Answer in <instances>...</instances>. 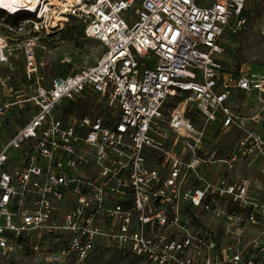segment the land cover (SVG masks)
<instances>
[{
  "label": "built area",
  "instance_id": "built-area-1",
  "mask_svg": "<svg viewBox=\"0 0 264 264\" xmlns=\"http://www.w3.org/2000/svg\"><path fill=\"white\" fill-rule=\"evenodd\" d=\"M247 1L38 0L33 11L5 12L16 23L0 36V66L10 65L16 33L27 83L7 89L19 100L0 106V122L5 113L3 126L27 111L29 118L0 140V251L25 246L51 264L105 249L148 264H264V241L243 246L237 235L226 245L208 222L259 224L264 235V193L253 197L249 179L231 177L234 163L253 153L264 172V139L232 103L235 93L262 100L264 74L221 59L224 31L247 23ZM69 20L102 52L44 85L40 37ZM258 31L264 38V19ZM88 97L95 103L64 110ZM213 123L242 133L239 153L221 159L216 141L207 146Z\"/></svg>",
  "mask_w": 264,
  "mask_h": 264
},
{
  "label": "rangeland",
  "instance_id": "rangeland-1",
  "mask_svg": "<svg viewBox=\"0 0 264 264\" xmlns=\"http://www.w3.org/2000/svg\"><path fill=\"white\" fill-rule=\"evenodd\" d=\"M203 4L211 3L214 0H199ZM243 15L247 18V23L239 32L225 30L220 44L225 48L224 54L221 56L223 62L229 64L234 71H238L242 65L251 72H259L264 74V38L258 31L260 22L264 19V0H249L245 4ZM6 17L0 14V36L6 35V27H13L15 23L8 21ZM68 25L61 30L54 31L48 38L40 37V44L43 47L37 48V71L38 75L43 76L42 83L47 85L54 76H63L73 69L84 67V65H93L101 54V48L93 41L83 40L81 36V25L75 20H69ZM8 51L11 54L9 60L10 65L7 68L0 66V106L8 101H17L12 97H6L7 89L12 88L13 91L22 89V84H26L24 79V56L21 49V39L16 33H11ZM65 57L71 59L69 65L61 64V60ZM95 97H88L85 102L72 104L64 102L66 105L64 110L67 112L77 109H85L86 103H95ZM233 108L236 109L239 117L245 118L247 127L257 134L259 133L264 139V98L260 100L257 93H241L236 94L232 99ZM16 107V106H15ZM13 107V108H15ZM67 109V110H66ZM97 110H103L99 105ZM6 115V113H5ZM5 115L1 117L3 120ZM16 114H14L15 116ZM17 118H9L5 123L0 122V140L8 139L15 133L24 122L29 118L28 111L25 115L20 114ZM192 123L201 126L203 120L196 113L190 114ZM242 133L236 129L223 131L218 123L209 126L207 135V146L216 141L218 157L226 158L230 152H238L237 141ZM8 156L18 157L17 152L12 150ZM262 159L258 153H253L251 157L243 160H237L234 163V169L231 170V177L239 182L243 179L251 181L252 196L260 198L264 193V172L262 171ZM221 172L226 175L225 169L221 167ZM228 178V176H226ZM229 208L228 210H230ZM227 211V210H226ZM182 218V216H181ZM208 218V216H207ZM210 228L217 236L221 237L225 244H230L233 237H240L244 246L247 241L257 239L260 243L264 241L262 233L263 226L259 224H250L243 222L241 224L228 223L226 217L210 219ZM219 237V238H220ZM248 249V248H247ZM260 255V254H259ZM258 255V256H259ZM45 256L34 255L29 248L25 246L17 247L11 252L3 253L0 251V264H51L45 261ZM67 264H148L142 258H136L132 254L123 250L105 249L90 253V256L81 263H76L73 259Z\"/></svg>",
  "mask_w": 264,
  "mask_h": 264
},
{
  "label": "bare ground",
  "instance_id": "bare-ground-1",
  "mask_svg": "<svg viewBox=\"0 0 264 264\" xmlns=\"http://www.w3.org/2000/svg\"><path fill=\"white\" fill-rule=\"evenodd\" d=\"M38 0H0V12H7L9 15H18L24 10V7L33 11ZM1 44V41H0Z\"/></svg>",
  "mask_w": 264,
  "mask_h": 264
},
{
  "label": "trees",
  "instance_id": "trees-1",
  "mask_svg": "<svg viewBox=\"0 0 264 264\" xmlns=\"http://www.w3.org/2000/svg\"><path fill=\"white\" fill-rule=\"evenodd\" d=\"M0 14L3 15L4 18L6 17L7 19H9L8 21L12 22V24L16 23V21L11 19V17H9L6 13L4 14V13L0 12Z\"/></svg>",
  "mask_w": 264,
  "mask_h": 264
}]
</instances>
